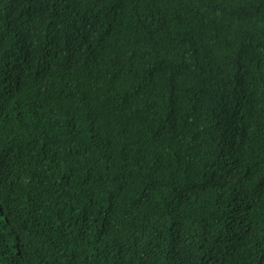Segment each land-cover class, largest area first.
<instances>
[{
	"label": "trees",
	"instance_id": "16d2710c",
	"mask_svg": "<svg viewBox=\"0 0 264 264\" xmlns=\"http://www.w3.org/2000/svg\"><path fill=\"white\" fill-rule=\"evenodd\" d=\"M0 264H264V0H0Z\"/></svg>",
	"mask_w": 264,
	"mask_h": 264
}]
</instances>
